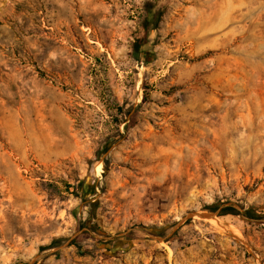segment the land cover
Here are the masks:
<instances>
[{"label":"rangeland","instance_id":"374dc122","mask_svg":"<svg viewBox=\"0 0 264 264\" xmlns=\"http://www.w3.org/2000/svg\"><path fill=\"white\" fill-rule=\"evenodd\" d=\"M261 214L264 0H0V264H264Z\"/></svg>","mask_w":264,"mask_h":264},{"label":"trees","instance_id":"16d2710c","mask_svg":"<svg viewBox=\"0 0 264 264\" xmlns=\"http://www.w3.org/2000/svg\"><path fill=\"white\" fill-rule=\"evenodd\" d=\"M162 12H163L162 5H156L155 2H149V1L145 2L143 14L141 15V18L137 24V27L132 34L133 40L131 43V48H132V54L134 57L139 58L143 55L144 46L148 42L149 34L152 30L158 27V23L161 19ZM134 121H135L134 117L131 116L130 120L126 123L125 126L127 127L128 125L132 124ZM114 141L115 139L113 138H106V140H104V142L102 143V147L97 148L95 150L94 155L98 157L100 152L107 150ZM221 212L226 213V212H233V211H232V208L226 206L221 209ZM244 213L247 216H254V215L259 216L260 215V214H255L252 208H246L244 210ZM261 215H264V214H261ZM81 224H84L88 228H91V226L87 224L86 222H84V220L81 222ZM135 235H136V232L131 230V231L126 232L124 235L118 237V239H124V240L131 239V238H134ZM59 240L60 238H53L48 244L42 245L41 249L51 248ZM76 240L77 238L75 237L71 241V244L75 245Z\"/></svg>","mask_w":264,"mask_h":264},{"label":"water","instance_id":"95a60500","mask_svg":"<svg viewBox=\"0 0 264 264\" xmlns=\"http://www.w3.org/2000/svg\"><path fill=\"white\" fill-rule=\"evenodd\" d=\"M226 206H228V204H223V205L219 206L218 208H216L215 210L208 211V212H206V211L196 212V213L189 212L186 215H184L180 221H183V220H185V219H187L189 217H192V216H198L199 218H211V217H214L216 215H219L220 212H221V209L223 207H226ZM236 208H238V207L236 206ZM179 222H177V223H179Z\"/></svg>","mask_w":264,"mask_h":264},{"label":"bare ground","instance_id":"6f19581e","mask_svg":"<svg viewBox=\"0 0 264 264\" xmlns=\"http://www.w3.org/2000/svg\"><path fill=\"white\" fill-rule=\"evenodd\" d=\"M48 131V130H47ZM44 133V132H43Z\"/></svg>","mask_w":264,"mask_h":264}]
</instances>
